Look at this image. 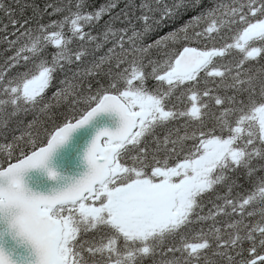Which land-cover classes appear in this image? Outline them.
<instances>
[{
    "label": "snow or ice",
    "instance_id": "obj_1",
    "mask_svg": "<svg viewBox=\"0 0 264 264\" xmlns=\"http://www.w3.org/2000/svg\"><path fill=\"white\" fill-rule=\"evenodd\" d=\"M119 3L0 0V264H264V0Z\"/></svg>",
    "mask_w": 264,
    "mask_h": 264
},
{
    "label": "trees",
    "instance_id": "obj_2",
    "mask_svg": "<svg viewBox=\"0 0 264 264\" xmlns=\"http://www.w3.org/2000/svg\"><path fill=\"white\" fill-rule=\"evenodd\" d=\"M32 2H34L35 4H38V5H40L41 7H43L45 3H49V2H51V3H56L57 0H32ZM105 2H106V0H89V4H90L91 6H99L100 4H103V3H105ZM126 2H127V0H120L119 7L116 8V9L114 10L113 15L119 13L120 10H121L122 8L125 7V3H126ZM89 10H91V8H89ZM199 10H200V9H196V11H199ZM137 14H138V13H137ZM194 14H195V12H189L188 15L190 16V15H194ZM26 15H29V16H30V15H31V10H29V11L26 13ZM54 18H55V17H54ZM44 19H45V21H47L48 17L45 16ZM104 19L107 20L108 17L106 16ZM187 19H188V16H183L181 19H177V20H175V21H169V22L167 23V26H166V27H162L157 33H155L154 36L150 37L149 40L154 39L156 35H163L164 32H168V31H171L173 28H177V27H179L180 24L183 23L184 20H187ZM102 23H103V22H102ZM120 26H121L120 23L117 22V23H116V27H120ZM221 35L223 36V35H225V34L222 33ZM229 35H230V34H229ZM225 42H226L225 39H222L220 36H217L216 39H215L214 41H213V40H205L203 43H193V44H190L189 46L199 47V48L203 49V48L205 47V44H206L209 48H211V47L213 46V44H214L216 47H221ZM227 42H231V41H227ZM7 55H11V53H3L2 51H0V63L3 62V58H6ZM91 58H92V57L89 56V57L85 60V63H87L89 60H91ZM152 58H153V59H159V58H162V55L154 51V52L152 53ZM238 58H239V54L236 53L235 50H233V54L226 56V58L224 59V62L227 63V62H229V61H233V60H236V59H238ZM261 65H264V59H259L258 62H257V61H253V62H251V65H250V66L253 67L255 70L258 71ZM248 66H249V65H246V67H248ZM19 70H20V71H23V69H19ZM217 80H219V78H217ZM92 83H93L94 88H95V86H96V82H95V80H93ZM101 83H106V80H103V79H102V80H101ZM151 83H152V82H149V86H151ZM54 90H55V87H53L52 89H50V90L48 91L47 96L45 97V99H47L48 97H50L51 94H52V91H54ZM220 94L222 95L223 93L221 92ZM229 94H231V93H229ZM49 115L52 117V119L49 120V119H47V117H43V116L40 117V119H41V121H43V122L46 124V126H47L49 129H51L52 127L55 126L56 123L61 122L66 116H70V115H71V112L68 110V108H67L66 106H64V107H60V108H55V109H53V111L50 112ZM23 119H24L25 122H26L27 120H31V119H32V116H31V115H28L27 117H23ZM183 123H184L183 120L175 121V122H173V124L170 125V127H171V128H177V127H180V134L182 135L184 129H183V127H181V126L183 125ZM15 126H16V121L14 120V121H12V123H11L10 126H9V135L11 134V133H10L11 128H12V127H15ZM209 126H210V125H209ZM197 127H198V126H196V125H194V124L191 125V126L189 127V132H191L194 128H197ZM206 130H207V129H205V131H206ZM157 134H158L161 138H163V135L165 134V130L157 129ZM149 139H151V138L149 137ZM191 145H192V141H191V140H189V141L186 142V147H191ZM152 147H154V145H152ZM260 174H261V175H264V173H260ZM240 183H241V184H244L245 188L248 187L247 183L243 180V178L240 180ZM217 191L220 192L221 194H223V192H224L225 190H224L223 188H218ZM211 195H212V198L215 197V194H214V193L211 194ZM205 203H206V207H205V212H206V211H207V208L210 207L211 205H208V204H207V200L205 201ZM89 238H90V237H89Z\"/></svg>",
    "mask_w": 264,
    "mask_h": 264
},
{
    "label": "water",
    "instance_id": "obj_3",
    "mask_svg": "<svg viewBox=\"0 0 264 264\" xmlns=\"http://www.w3.org/2000/svg\"><path fill=\"white\" fill-rule=\"evenodd\" d=\"M80 143H83V141L81 140ZM68 165H69V170H74V166H75L74 156L69 157Z\"/></svg>",
    "mask_w": 264,
    "mask_h": 264
}]
</instances>
